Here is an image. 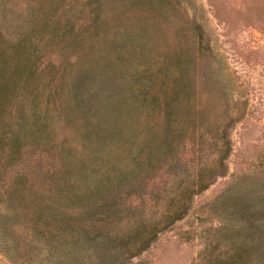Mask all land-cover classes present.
<instances>
[{
  "label": "rangeland",
  "instance_id": "rangeland-1",
  "mask_svg": "<svg viewBox=\"0 0 264 264\" xmlns=\"http://www.w3.org/2000/svg\"><path fill=\"white\" fill-rule=\"evenodd\" d=\"M2 48L21 71L0 126V182L25 212L39 192L56 202L71 234L58 231L51 253L31 219L1 217L0 197V264L250 254L253 230L233 205L264 191V0H0Z\"/></svg>",
  "mask_w": 264,
  "mask_h": 264
},
{
  "label": "trees",
  "instance_id": "trees-1",
  "mask_svg": "<svg viewBox=\"0 0 264 264\" xmlns=\"http://www.w3.org/2000/svg\"><path fill=\"white\" fill-rule=\"evenodd\" d=\"M0 54H2V57L0 58V126L3 125L6 121V118L3 116V113L5 112V107L6 105L10 102V92L11 89L15 86L16 82V76L19 74L21 71V65L19 63H12L9 62V56L10 52L6 48L0 49ZM14 54H20L19 51H15ZM97 66V65H96ZM103 65L97 66V69L101 68ZM109 65H104V71H108ZM20 69V70H19ZM91 72L94 70V66H90ZM102 71V70H101ZM81 72H87V70L82 69ZM119 104L114 105V109L119 115L121 111H119ZM103 130L99 131L96 133L94 138L85 139L87 143L92 144L91 142L97 143L98 139L101 137H104ZM13 135V136H12ZM10 137L8 138V143L11 148V153L12 151H17L18 150V145L20 143V136L18 133H12ZM173 133L168 134V131L166 133L165 138H172ZM225 136V133L224 135ZM3 141L0 140V144H2ZM73 163L70 162V160L66 161L67 168L66 170H70L69 168L71 167ZM205 174V173H204ZM204 174H202L197 181L199 185H203V177ZM68 179H64V181H67ZM258 181L260 184V188L264 187V175H259L258 176ZM27 180L23 179L21 176H19L15 184L18 187H24L27 184ZM0 184L5 185L3 187L1 185L0 187V197L2 200L6 201V204L4 205L5 211L1 214V217L4 215V213H7V216L10 218L12 215H15L16 211L20 212V217L25 219V222L28 219H31V224H30V230H33V228H36V231L41 233V236L43 237L44 232H48V234L51 235L52 238H48L45 235V240L47 242H42L41 246L45 248L46 250H51V253H56L55 251L60 250L59 241L57 240L58 238V231L60 232H66L65 238L68 240L70 237L68 235L71 234L70 230L67 228H71L68 221L64 219V217L60 214L61 208L59 205L54 202V201H49L46 200L44 197H47L46 195L43 196L41 192H39L35 197L30 199L28 201V210L25 212L21 207H18V204L20 201L23 199L19 198V202L15 200L14 195L8 185V183L5 182H0ZM235 184L237 186H240L241 181H235ZM63 189L65 188L64 184L60 185ZM1 188L4 189L3 192L4 194L1 193ZM61 189V190H63ZM49 194V193H46ZM27 194H25L24 197H26ZM248 199L242 198L241 200H237L238 202L236 205H233V210L235 212V208L237 212H240L241 215H239V221L238 224L242 223H247L249 225V228L253 231H251V236L253 237V243L250 245V254L248 256H240L238 259L234 257L231 261H228V264H240L242 260L247 261L251 260L254 262H262L264 263V191L259 190L256 195L253 197L248 196ZM37 199L35 205L31 207V201ZM43 199V201H41ZM13 204V206H11ZM16 207H18L16 209ZM230 208V207H229ZM14 219V218H13ZM2 230V229H1ZM69 232V233H68ZM88 234V232L86 233ZM151 231L148 230L146 233L141 235L137 239V246L139 248H143L146 246L149 241H150V235ZM1 238L4 243H6V235L4 237L1 235ZM28 240L32 238L35 242H40L38 238L35 237H27ZM8 242V241H7ZM62 244V243H61ZM9 247L11 248L10 252L13 255L14 254V249L11 247L9 243ZM15 257V256H13ZM240 262V263H239Z\"/></svg>",
  "mask_w": 264,
  "mask_h": 264
}]
</instances>
